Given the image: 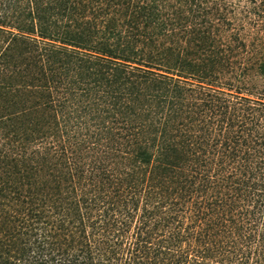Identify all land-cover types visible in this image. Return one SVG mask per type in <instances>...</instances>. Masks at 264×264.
Instances as JSON below:
<instances>
[{"label":"trees","instance_id":"trees-1","mask_svg":"<svg viewBox=\"0 0 264 264\" xmlns=\"http://www.w3.org/2000/svg\"><path fill=\"white\" fill-rule=\"evenodd\" d=\"M0 264H264V0H0Z\"/></svg>","mask_w":264,"mask_h":264}]
</instances>
